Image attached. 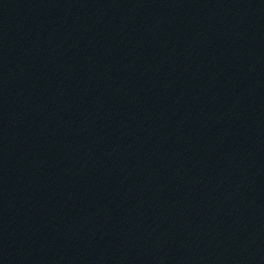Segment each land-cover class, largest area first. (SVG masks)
I'll use <instances>...</instances> for the list:
<instances>
[{"label":"water","instance_id":"water-1","mask_svg":"<svg viewBox=\"0 0 264 264\" xmlns=\"http://www.w3.org/2000/svg\"><path fill=\"white\" fill-rule=\"evenodd\" d=\"M0 264H264V0H0Z\"/></svg>","mask_w":264,"mask_h":264}]
</instances>
